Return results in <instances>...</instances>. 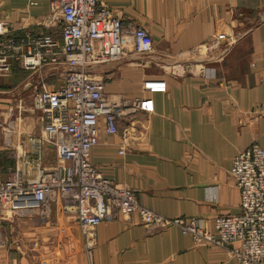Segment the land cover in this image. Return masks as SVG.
<instances>
[{
  "label": "crops",
  "instance_id": "1",
  "mask_svg": "<svg viewBox=\"0 0 264 264\" xmlns=\"http://www.w3.org/2000/svg\"><path fill=\"white\" fill-rule=\"evenodd\" d=\"M99 1L125 24L144 27L153 50L97 70L107 93L145 98L150 110L119 120L113 135L101 119L91 162L104 177L134 190L150 210L167 218L198 217L213 231L215 216L239 210L232 159L252 144L264 149V0ZM49 2L0 0V14L13 28L41 32L38 23ZM223 25L238 38L224 58L207 63L206 76L170 73L175 58L190 55ZM46 71L32 75L41 78ZM31 96L27 90H0V115L25 107L19 131L41 136ZM2 138L0 179H5L14 161ZM25 138L13 137L16 155L26 147ZM49 152L54 154L50 147ZM0 234V264H241L234 256L238 242L196 244L178 227L147 226L137 214L129 222L109 218L97 226L91 262L74 216L56 206L45 220L27 216L3 222Z\"/></svg>",
  "mask_w": 264,
  "mask_h": 264
},
{
  "label": "built area",
  "instance_id": "2",
  "mask_svg": "<svg viewBox=\"0 0 264 264\" xmlns=\"http://www.w3.org/2000/svg\"><path fill=\"white\" fill-rule=\"evenodd\" d=\"M38 25L43 31L16 29L0 14V76H8L14 66L50 71L31 96L42 135L28 136L6 178L0 179V225L27 216L45 220L56 206L62 214L74 216L91 262L97 226L109 218L129 222L137 214L147 226L178 227L196 244L238 242L234 256L239 263L264 264V149L252 144L232 159L230 173L239 190V210L215 216L213 231L201 218H167L150 210L139 203L134 190L104 177L91 162L101 119L105 132L113 135L118 133L119 120L150 110L145 98L107 93L97 73V68L127 59L131 53L150 54L153 43L148 31L125 24L99 0H50L48 14ZM237 38L230 25L220 26L190 55L175 58L170 73L179 78L194 73L206 76L207 63L224 58ZM198 54L206 58L194 59ZM4 126L7 139L9 125ZM49 147L55 155L51 164ZM124 152L120 148L119 154Z\"/></svg>",
  "mask_w": 264,
  "mask_h": 264
},
{
  "label": "rangeland",
  "instance_id": "3",
  "mask_svg": "<svg viewBox=\"0 0 264 264\" xmlns=\"http://www.w3.org/2000/svg\"><path fill=\"white\" fill-rule=\"evenodd\" d=\"M237 36V34H236ZM106 66V65H104ZM104 66H101V67H104ZM99 67V68H101ZM99 68H97V70H99ZM45 69V68H43ZM43 69H41L40 71H42ZM47 70V69H46ZM38 72V71H37ZM50 71H46V73L48 74ZM33 73H36V72H31V71H24L22 70L21 68L17 67V66H14L10 72V74L8 76H0V90H27V91H30V93H33V90L35 89V87L37 86L38 84V81L40 80V78H36V75H32ZM52 80L51 77L48 78V82H50ZM52 85L55 86V81H52ZM24 89H23V87ZM25 109V107H24ZM24 109L23 107H21L20 109V112L17 111L16 113V110L15 109H10L8 108L7 110H5L4 114H1L0 115V138H2L4 140V144L6 146L9 147L8 150H6L7 154L6 156L8 155L10 157V159L12 161L15 162L16 160V153H15V150L12 148V145H13V137H15L17 134L20 135V136H24L26 137L25 140L28 138V136H37V135H34V133H30V134H26V133H22L20 132L19 130H21V126L19 125V113H23L24 112ZM8 124L9 125V128H8V133H9V137L7 139H5V126ZM7 141L9 142L7 144ZM7 158V157H5ZM14 158V159H13ZM47 161L48 163H53L54 162V154L53 152L52 153H48V156H47ZM1 177V176H0ZM4 177V176H2ZM237 186V185H236Z\"/></svg>",
  "mask_w": 264,
  "mask_h": 264
}]
</instances>
